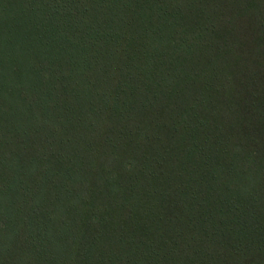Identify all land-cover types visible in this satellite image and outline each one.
Returning <instances> with one entry per match:
<instances>
[{
	"label": "trees",
	"instance_id": "16d2710c",
	"mask_svg": "<svg viewBox=\"0 0 264 264\" xmlns=\"http://www.w3.org/2000/svg\"><path fill=\"white\" fill-rule=\"evenodd\" d=\"M0 264H264V0H0Z\"/></svg>",
	"mask_w": 264,
	"mask_h": 264
},
{
	"label": "rangeland",
	"instance_id": "374dc122",
	"mask_svg": "<svg viewBox=\"0 0 264 264\" xmlns=\"http://www.w3.org/2000/svg\"><path fill=\"white\" fill-rule=\"evenodd\" d=\"M105 118H106V117H103V118H102V120H101L102 123L104 122ZM102 123H101V124H102ZM101 130H103V125H99L97 131H96L95 134H94L97 138H100V137L103 136V135H102V132H100Z\"/></svg>",
	"mask_w": 264,
	"mask_h": 264
}]
</instances>
